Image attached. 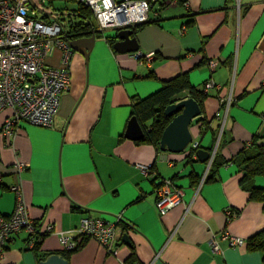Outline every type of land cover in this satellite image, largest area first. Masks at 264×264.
Segmentation results:
<instances>
[{"label": "crops", "instance_id": "1", "mask_svg": "<svg viewBox=\"0 0 264 264\" xmlns=\"http://www.w3.org/2000/svg\"><path fill=\"white\" fill-rule=\"evenodd\" d=\"M160 1L165 4L157 14L151 10L148 21L131 33L138 44L133 51H116L107 37L117 40L119 28L103 31L94 21L87 58L68 45L70 84L52 125L20 119L12 136L0 135V213H11L16 195L10 186L18 184L29 216L63 230L77 227L83 215L121 216L115 253L88 238L69 253V264H123L132 249L137 264H263L258 250L233 247L223 235L246 240L264 227V200L251 196L253 188L264 197V174L240 183L242 172L231 160L254 134L264 142V0ZM138 51L154 53L150 64L136 56ZM62 56L63 50L54 47L44 65L57 66ZM202 58L206 62L198 64ZM211 58L218 59L213 69ZM183 71L192 85H203L207 78L219 85L191 119V140L184 147L195 140L208 155L200 159L196 154L190 161L184 149L158 150L137 142L143 137L124 135L132 99L148 96ZM7 114L0 112V126ZM203 116L205 124L197 120ZM138 164L147 165L149 173ZM163 178L182 189V203L159 215L155 192ZM212 237L220 251L211 249ZM26 239L23 229L12 233L0 264H39L42 259ZM39 250L63 249L56 234H48Z\"/></svg>", "mask_w": 264, "mask_h": 264}, {"label": "built area", "instance_id": "2", "mask_svg": "<svg viewBox=\"0 0 264 264\" xmlns=\"http://www.w3.org/2000/svg\"><path fill=\"white\" fill-rule=\"evenodd\" d=\"M54 1L80 2L89 7L100 30L104 28L131 27L148 19L155 0H0V112L8 114L0 126V135L9 138L17 130L18 121L40 126H50L58 111L60 97L70 84V49L62 36L63 19L53 6ZM157 14V11H153ZM183 27L180 28V31ZM62 32V33H61ZM63 50L62 61L57 66L44 65L50 49ZM153 52H136L146 64H150ZM211 69L218 65L215 58L208 59ZM218 88L211 78L202 85L204 92ZM230 100V96L227 97ZM198 142L192 141L184 150L195 157ZM21 168L22 163L16 164ZM142 173H149L145 164L137 165ZM16 200L10 214L0 213V257L10 235L23 229L27 233L26 245L32 248L45 235L56 234L61 249L76 247L83 237L93 238L110 253L116 250V222L113 220L83 215L75 228L63 230L48 221H35L27 211L21 187L13 184ZM155 208L159 215L182 203V189L171 179L163 178L156 187ZM229 245L242 246L245 239L225 233ZM213 251L221 248L212 237L209 240Z\"/></svg>", "mask_w": 264, "mask_h": 264}, {"label": "trees", "instance_id": "3", "mask_svg": "<svg viewBox=\"0 0 264 264\" xmlns=\"http://www.w3.org/2000/svg\"><path fill=\"white\" fill-rule=\"evenodd\" d=\"M71 2L75 7L63 8L64 9L63 11L66 10L65 12L67 13L66 17H64V20L62 21L64 27L62 29L63 33L62 32L61 33L64 39L74 37L79 34L89 35L91 33L90 29L91 28L93 29L95 26L94 24L95 19L89 7L83 5L80 2H74V1ZM155 4L157 6L154 9L153 7ZM164 4L165 3H163L160 0H155L153 3L152 10L158 12V10L161 9V7ZM59 10L61 9L58 10L56 9V11ZM75 18H80V19L74 22L72 19ZM67 21H69L67 23L69 29H67L66 27ZM147 21L148 19L131 26L132 32L135 33L136 29L140 28ZM191 22L192 21H187L186 25L191 24ZM107 41L112 45L114 42V37L113 36L107 37ZM205 62L206 60L202 58L200 59L198 64H202ZM247 89L248 88H245L244 91L240 93V95L247 92ZM186 94H188V96L196 100L201 110L203 111L202 108L203 100L208 96V92L203 91L202 84H200L199 86L192 85L189 81L188 73L186 71L180 72L174 75L173 77L169 78L168 80H165L163 82V85L157 91L149 94L148 96L144 98L132 99L130 116H135L137 121L144 130L143 138L137 140V142H142V141L150 142L156 147V149L159 150L158 144H159L161 132L172 117V115L168 116L164 114V108L172 99L176 98V96L186 95ZM233 100L234 98L230 102L232 103ZM197 120L201 121L202 124H205L206 117L204 116L202 118L197 117ZM260 136L261 135L259 134H254L251 137L250 141L246 143L231 158L232 162H235L239 166L240 171L242 172L240 176L241 177L240 183H242V181L249 180L250 177L255 174H264V142L261 141ZM181 152H185V151L183 150ZM218 154L219 153L217 151L212 161L211 164L212 167H210L212 171L217 165V159L220 157ZM184 157L186 161L192 160V157L189 152L185 153ZM251 196L256 197L257 199H261L262 201L264 200V197L261 194L253 193V188L251 189ZM123 223L124 222L122 218H119V220L116 222V225L118 227L119 224L123 225ZM123 227L125 228L126 226L124 225ZM87 239L88 237H83L76 245V247H74L73 249L66 251L58 250L57 253L62 254L66 259H68L69 253L71 251L76 250ZM40 244H41V240L36 241L34 243V246L32 247L34 253L38 258V261H40L46 255L51 253V252H45V251L43 252L42 250H39ZM244 247H246L249 250H258L261 253L262 262L264 264V227L258 232L249 236L245 240ZM123 264H137L136 256L133 249L131 250L129 256H127L123 260Z\"/></svg>", "mask_w": 264, "mask_h": 264}, {"label": "water", "instance_id": "4", "mask_svg": "<svg viewBox=\"0 0 264 264\" xmlns=\"http://www.w3.org/2000/svg\"><path fill=\"white\" fill-rule=\"evenodd\" d=\"M131 33L132 29L129 27L119 28L116 32V37L118 39L114 41L113 48L119 52L133 51L137 49V40L134 36H131ZM94 39L95 31L92 30L90 35L79 34L75 38H67L66 41L71 49L80 52L85 58H87ZM175 110H179L180 112L173 116L165 125L159 139L160 148L170 152L182 151L186 144L191 140L189 124L191 119L200 113V107L197 101L192 97L181 95L166 105L164 113L169 115ZM124 135L132 139H140L143 137V130L135 116H132L129 119ZM195 152L200 159L208 155V152L202 148H197ZM122 240L126 243L129 241L128 235L125 232L122 234ZM39 264L69 263L62 254L51 253L42 259Z\"/></svg>", "mask_w": 264, "mask_h": 264}, {"label": "rangeland", "instance_id": "5", "mask_svg": "<svg viewBox=\"0 0 264 264\" xmlns=\"http://www.w3.org/2000/svg\"><path fill=\"white\" fill-rule=\"evenodd\" d=\"M53 6H54V8L55 9H61V10H59V11H57V13H58V16H60L61 18H63V20H64V17H66V15H67V13L65 12V11H63L64 9L63 8H72V7H75L74 5H73V3L71 2V1H54L53 2ZM109 28H104L103 29V31L104 30H108Z\"/></svg>", "mask_w": 264, "mask_h": 264}, {"label": "bare ground", "instance_id": "6", "mask_svg": "<svg viewBox=\"0 0 264 264\" xmlns=\"http://www.w3.org/2000/svg\"><path fill=\"white\" fill-rule=\"evenodd\" d=\"M61 18V17H60Z\"/></svg>", "mask_w": 264, "mask_h": 264}, {"label": "flooded vegetation", "instance_id": "7", "mask_svg": "<svg viewBox=\"0 0 264 264\" xmlns=\"http://www.w3.org/2000/svg\"><path fill=\"white\" fill-rule=\"evenodd\" d=\"M130 28V27H129Z\"/></svg>", "mask_w": 264, "mask_h": 264}]
</instances>
